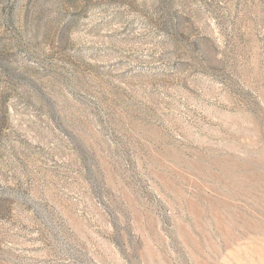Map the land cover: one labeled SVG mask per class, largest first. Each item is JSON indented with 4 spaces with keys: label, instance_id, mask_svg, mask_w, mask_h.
I'll use <instances>...</instances> for the list:
<instances>
[{
    "label": "rangeland",
    "instance_id": "rangeland-1",
    "mask_svg": "<svg viewBox=\"0 0 264 264\" xmlns=\"http://www.w3.org/2000/svg\"><path fill=\"white\" fill-rule=\"evenodd\" d=\"M0 264H264V0H0Z\"/></svg>",
    "mask_w": 264,
    "mask_h": 264
}]
</instances>
